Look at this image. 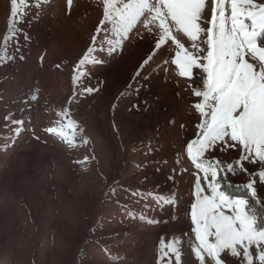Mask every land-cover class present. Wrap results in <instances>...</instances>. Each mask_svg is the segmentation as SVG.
<instances>
[{"label":"rangeland","instance_id":"374dc122","mask_svg":"<svg viewBox=\"0 0 264 264\" xmlns=\"http://www.w3.org/2000/svg\"><path fill=\"white\" fill-rule=\"evenodd\" d=\"M9 18L10 0H0V46ZM102 18V0H73L71 8L47 0L19 24L31 39L21 35L19 51L9 45L15 59L0 62V264H176V240L180 264H199L190 218L196 169L186 152L198 132V98L163 63L173 56L167 44L141 68L155 41L135 31L74 87V68ZM64 110L79 125L76 147L46 131ZM214 155L233 162L239 151ZM230 180L240 186L226 189L231 196L249 195L246 175ZM257 180L264 200V177Z\"/></svg>","mask_w":264,"mask_h":264},{"label":"snow or ice","instance_id":"6c2138e0","mask_svg":"<svg viewBox=\"0 0 264 264\" xmlns=\"http://www.w3.org/2000/svg\"><path fill=\"white\" fill-rule=\"evenodd\" d=\"M45 2L10 0L0 62L15 59L9 56V45L15 44L19 51L21 35L26 41L31 39L19 24L33 8L38 13ZM67 4L71 8L73 0H67ZM102 4L103 18L74 68V87L89 75L88 66L104 63L99 56L121 51L133 31L141 38L147 33L155 41L152 54L141 68L167 44L173 56L163 63L174 64L198 98L192 105L200 117L198 132L186 147L196 169L195 200L190 210L195 258L199 264H264V200L254 186L257 177H264V171L250 173L244 165L247 161L264 169V2L211 0L207 11L208 0H102ZM173 32L187 37L190 47H185ZM96 90L88 87L84 92ZM57 115L65 123L58 120L46 131L76 147L78 123L70 119L68 110ZM83 143H89L88 139ZM228 148L239 151L238 159L227 162L214 155ZM238 172L248 177L246 197H233L226 191L240 187L230 180ZM179 243L174 241L170 248L176 264H180L181 251L174 245Z\"/></svg>","mask_w":264,"mask_h":264}]
</instances>
